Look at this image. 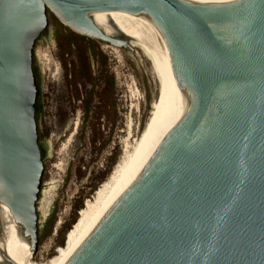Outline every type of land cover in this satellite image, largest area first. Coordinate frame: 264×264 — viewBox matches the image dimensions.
<instances>
[{"label": "water", "instance_id": "95a60500", "mask_svg": "<svg viewBox=\"0 0 264 264\" xmlns=\"http://www.w3.org/2000/svg\"><path fill=\"white\" fill-rule=\"evenodd\" d=\"M135 52L161 30L176 121L67 264H264V0H0V264H33L44 172L34 49L48 12Z\"/></svg>", "mask_w": 264, "mask_h": 264}, {"label": "rangeland", "instance_id": "374dc122", "mask_svg": "<svg viewBox=\"0 0 264 264\" xmlns=\"http://www.w3.org/2000/svg\"><path fill=\"white\" fill-rule=\"evenodd\" d=\"M48 17L47 33L34 49L43 79L39 88L44 110L37 122L44 172L38 200L39 246L33 264H58L78 213L109 179L127 147L133 150L142 138L162 88L160 74L142 44L135 42V52L113 49L73 32L50 11ZM79 54L89 65L93 85L85 99L76 95L84 104L77 102L71 110L81 123L78 118L74 125H59L56 93L75 96L70 81L79 63L73 58ZM55 65L58 77L53 74Z\"/></svg>", "mask_w": 264, "mask_h": 264}, {"label": "bare ground", "instance_id": "6f19581e", "mask_svg": "<svg viewBox=\"0 0 264 264\" xmlns=\"http://www.w3.org/2000/svg\"><path fill=\"white\" fill-rule=\"evenodd\" d=\"M134 26L141 31L132 38L133 45L140 43L145 47L160 74L162 80L161 99L156 107H153L155 110L151 115L152 118L137 145L129 151L131 147H129L128 143L130 142L128 141L129 146L124 158L119 161L109 179L95 191L92 198L86 200L85 206L78 213L77 222L67 233L65 245L60 250L58 264L69 262L119 200L176 121L185 98L184 90L176 81L167 44L161 30L150 18L142 14H134ZM110 47L117 49L113 46ZM129 129L132 132L130 125Z\"/></svg>", "mask_w": 264, "mask_h": 264}, {"label": "flooded vegetation", "instance_id": "af4514ba", "mask_svg": "<svg viewBox=\"0 0 264 264\" xmlns=\"http://www.w3.org/2000/svg\"><path fill=\"white\" fill-rule=\"evenodd\" d=\"M67 26V25H66ZM68 27V26H67ZM70 28V27H68ZM71 29V28H70ZM73 32L82 35L84 37L87 38H91V39H95L92 38L90 36L84 35L82 33H79L73 29H71ZM47 33V30L42 34V36L40 38H43ZM98 40V39H95ZM101 41V40H98ZM103 42V41H101ZM74 61L77 60L78 65H76L75 68V72H73V80L70 81V86L73 88V90L76 88V90H74L71 94L75 95L72 97H67L63 94L56 93L57 94V100L55 102L56 108H58V112H59V119L56 117V122L57 124H62L64 126L68 125L70 122H72L71 124L74 125V123L76 122V119H78L79 117H75L76 115V111H71L73 109V107L75 105H77V102H81L82 104H84V102L82 101V99L76 97V95L78 96H82L84 97V99L87 97L88 95V91L92 88L91 86L93 85V82L90 79V75H89V65H85L84 61L85 59L79 54L78 56H76L75 58H73ZM81 64H84V66H82ZM59 69L61 68L60 65ZM53 74L55 75V70H56V65L53 67ZM88 68V69H87ZM91 70V69H90ZM34 71L36 74V77L39 81V86L41 84V87L43 85V79H42V74L40 71V62L35 58V62H34ZM60 74V70L59 72H57L56 76H59ZM55 76V77H56ZM57 76V77H58ZM41 89V88H40ZM61 95V96H59ZM44 101L42 98V94L39 91V95H38V99H37V105H36V113H37V118H39V116L41 115L42 111L44 110ZM81 123V118H79V124Z\"/></svg>", "mask_w": 264, "mask_h": 264}]
</instances>
